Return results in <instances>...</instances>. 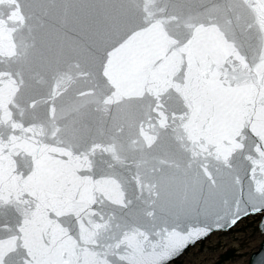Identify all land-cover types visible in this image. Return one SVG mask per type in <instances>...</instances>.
Returning a JSON list of instances; mask_svg holds the SVG:
<instances>
[{
    "label": "water",
    "instance_id": "95a60500",
    "mask_svg": "<svg viewBox=\"0 0 264 264\" xmlns=\"http://www.w3.org/2000/svg\"><path fill=\"white\" fill-rule=\"evenodd\" d=\"M257 215L247 264L264 0H0V264H171Z\"/></svg>",
    "mask_w": 264,
    "mask_h": 264
},
{
    "label": "rangeland",
    "instance_id": "374dc122",
    "mask_svg": "<svg viewBox=\"0 0 264 264\" xmlns=\"http://www.w3.org/2000/svg\"><path fill=\"white\" fill-rule=\"evenodd\" d=\"M258 219L259 216H252L241 221L233 231L214 233L172 264H216L230 250L234 257L224 264H247L250 254L258 249L262 240L257 230Z\"/></svg>",
    "mask_w": 264,
    "mask_h": 264
},
{
    "label": "trees",
    "instance_id": "16d2710c",
    "mask_svg": "<svg viewBox=\"0 0 264 264\" xmlns=\"http://www.w3.org/2000/svg\"><path fill=\"white\" fill-rule=\"evenodd\" d=\"M234 257V252L233 250H230L229 252L223 254L220 258L219 261L216 264H224L225 262L229 261Z\"/></svg>",
    "mask_w": 264,
    "mask_h": 264
},
{
    "label": "snow or ice",
    "instance_id": "6c2138e0",
    "mask_svg": "<svg viewBox=\"0 0 264 264\" xmlns=\"http://www.w3.org/2000/svg\"><path fill=\"white\" fill-rule=\"evenodd\" d=\"M232 223L234 224V223H236V221H235V220H233V221H232Z\"/></svg>",
    "mask_w": 264,
    "mask_h": 264
}]
</instances>
